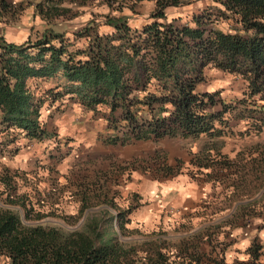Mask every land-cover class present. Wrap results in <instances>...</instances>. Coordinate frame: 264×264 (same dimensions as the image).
<instances>
[{
  "label": "trees",
  "instance_id": "16d2710c",
  "mask_svg": "<svg viewBox=\"0 0 264 264\" xmlns=\"http://www.w3.org/2000/svg\"><path fill=\"white\" fill-rule=\"evenodd\" d=\"M139 1L0 0V21L30 7L45 24L33 39L13 41L0 34V150L17 137H49L39 118L43 97L35 88L40 80L53 81L42 90L50 104L66 99L99 111L112 130L104 138L110 143L219 136L231 132L232 115L247 123L264 112V0H208L183 20L180 14L168 18L165 9L196 0H148L147 20L132 26L128 18L137 14ZM85 10L88 17L79 26L56 30L49 25ZM221 21L225 30L217 25ZM100 25L109 29L100 30ZM211 66L242 78V96L226 102L219 90L199 89ZM199 153L191 163L213 183L226 181L238 188L253 182L246 164L237 165L218 146L210 143ZM252 159L259 188L264 185V157ZM159 170L174 175L179 164ZM0 182L6 191L0 198V257L5 264H264L263 241L255 236L242 255L224 258L231 229L264 211L256 210L259 196L243 200L232 190L225 193L230 210L201 211L203 218L192 230L179 222L177 229L183 228L173 236L152 230L118 239L104 235L97 222L85 221L79 228L28 222L30 201L27 206L24 194H15L11 176L0 172ZM130 209L127 205L112 215L121 232L131 229L125 217Z\"/></svg>",
  "mask_w": 264,
  "mask_h": 264
},
{
  "label": "rangeland",
  "instance_id": "374dc122",
  "mask_svg": "<svg viewBox=\"0 0 264 264\" xmlns=\"http://www.w3.org/2000/svg\"><path fill=\"white\" fill-rule=\"evenodd\" d=\"M208 3V0H196L180 7H167L165 11L168 18L180 14L183 20ZM151 8L150 1H139L135 7L137 14L129 17L128 23L140 25L147 20ZM87 17L85 10L74 18L49 25L56 30L71 29L83 24ZM217 25L224 30L227 28L224 21ZM44 26L37 15L31 14V8L25 7L0 21V34L7 40L22 41L27 37L35 38ZM99 29L104 31L109 27L100 25ZM204 72L205 80L199 89L219 90L218 96L226 102L242 96L244 82L239 76L212 66L206 67ZM50 85H53L52 79L40 80L35 88L43 97L39 118L49 137L39 141L17 137L0 150V172L14 179L15 194H24L27 206L30 201L31 218L26 221L68 228H79L85 221L97 222L104 235L127 239L152 230L166 231L167 235L173 236L183 228L177 229L179 222L184 226L189 224V230H192L203 218L201 211L220 208L216 213H227L231 203L225 193L230 194L232 190H236L237 196L243 200L259 196L256 210L263 209L264 185L256 187L259 183L254 176L258 172L252 170V157H264V112L249 118L247 123L232 115L231 132L219 136H165L110 143L104 138L112 130L99 111L87 110L66 99L54 100L50 104L42 92ZM210 143L218 146L220 152L237 165L245 163L244 170L250 173L247 178L253 182L235 188L231 184L226 186V181L213 183L199 172L191 163L193 154L200 155L199 152ZM215 158L221 157L216 155ZM164 164H179V172L163 174L159 167ZM3 167L8 170L4 171ZM179 175L195 183L199 189H193L191 193H187L188 188L182 190L179 181L174 183ZM171 183L176 186L167 187ZM2 190L4 185L0 182ZM5 192L0 193V198ZM13 205L20 208L17 203ZM127 205H131V209L125 214L130 220L126 225L133 231L121 232L112 215ZM193 211L198 216L192 215ZM222 236L223 233L219 232L217 238ZM253 236L263 241L264 249V211L254 215L243 227L231 229L225 238L229 244L224 250V258L229 261L233 256L242 255ZM261 259L264 260V253ZM0 264H5L1 257Z\"/></svg>",
  "mask_w": 264,
  "mask_h": 264
},
{
  "label": "crops",
  "instance_id": "0c3cea01",
  "mask_svg": "<svg viewBox=\"0 0 264 264\" xmlns=\"http://www.w3.org/2000/svg\"><path fill=\"white\" fill-rule=\"evenodd\" d=\"M175 181H179L180 188L182 190L188 188L187 193L193 192V189H196V190L199 189V187L195 183L190 182L189 179H186L182 175H179L178 177H175L174 183H175ZM171 185H172V183L171 184H168L167 187H171L172 188V187H175L176 186L174 184L172 186Z\"/></svg>",
  "mask_w": 264,
  "mask_h": 264
}]
</instances>
